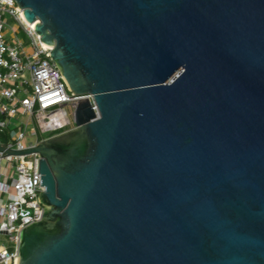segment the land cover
I'll use <instances>...</instances> for the list:
<instances>
[{
  "label": "water",
  "instance_id": "1",
  "mask_svg": "<svg viewBox=\"0 0 264 264\" xmlns=\"http://www.w3.org/2000/svg\"><path fill=\"white\" fill-rule=\"evenodd\" d=\"M15 2L92 102L8 152L44 206L17 264H264V0Z\"/></svg>",
  "mask_w": 264,
  "mask_h": 264
},
{
  "label": "built area",
  "instance_id": "2",
  "mask_svg": "<svg viewBox=\"0 0 264 264\" xmlns=\"http://www.w3.org/2000/svg\"><path fill=\"white\" fill-rule=\"evenodd\" d=\"M8 17L17 23L15 30L31 39L30 49L7 40ZM71 94L50 55L22 21L15 0H0V264H17L19 231L38 222L44 208L34 182L40 178L35 174L38 153L8 152L32 149L41 141L33 115L61 104L91 102L88 95ZM27 137L36 138V143L25 145Z\"/></svg>",
  "mask_w": 264,
  "mask_h": 264
},
{
  "label": "rangeland",
  "instance_id": "3",
  "mask_svg": "<svg viewBox=\"0 0 264 264\" xmlns=\"http://www.w3.org/2000/svg\"><path fill=\"white\" fill-rule=\"evenodd\" d=\"M7 22V28L10 30V34L7 35V40L13 38L15 41H19L23 44V47L30 49L31 47V39H29L24 33L23 31H18L15 30V28L17 27V23L10 17H8L7 19H5ZM13 30V31H12ZM16 45V42H14ZM40 140H42V137L40 136L39 138ZM29 143H36V138L34 137H27L24 141L25 145H28ZM2 241L4 242V239H2ZM6 242V241H5Z\"/></svg>",
  "mask_w": 264,
  "mask_h": 264
}]
</instances>
